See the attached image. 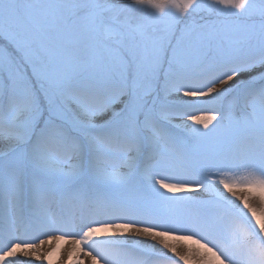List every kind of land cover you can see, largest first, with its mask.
Returning a JSON list of instances; mask_svg holds the SVG:
<instances>
[{"label": "snow or ice", "instance_id": "6c2138e0", "mask_svg": "<svg viewBox=\"0 0 264 264\" xmlns=\"http://www.w3.org/2000/svg\"><path fill=\"white\" fill-rule=\"evenodd\" d=\"M58 260L264 264V0H0V264Z\"/></svg>", "mask_w": 264, "mask_h": 264}, {"label": "bare ground", "instance_id": "6f19581e", "mask_svg": "<svg viewBox=\"0 0 264 264\" xmlns=\"http://www.w3.org/2000/svg\"><path fill=\"white\" fill-rule=\"evenodd\" d=\"M44 247H45V249H49L50 247H55V245H51V246H49V245H45ZM68 247H70V245H69ZM64 251H65V255H66V248H65ZM61 259H63V257H61ZM56 264H60V261L58 260V261L56 262Z\"/></svg>", "mask_w": 264, "mask_h": 264}]
</instances>
